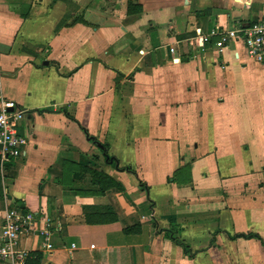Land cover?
<instances>
[{"label":"crops","instance_id":"crops-1","mask_svg":"<svg viewBox=\"0 0 264 264\" xmlns=\"http://www.w3.org/2000/svg\"><path fill=\"white\" fill-rule=\"evenodd\" d=\"M263 18L264 0H0V99L27 140L0 159V234L14 206L55 227L50 249L19 237L21 264H264V62L191 40Z\"/></svg>","mask_w":264,"mask_h":264},{"label":"built area","instance_id":"built-area-1","mask_svg":"<svg viewBox=\"0 0 264 264\" xmlns=\"http://www.w3.org/2000/svg\"><path fill=\"white\" fill-rule=\"evenodd\" d=\"M191 40L197 47H203L212 42L219 52L232 41L241 42L250 58L264 62V18L242 24L237 28L214 26L208 31L191 37ZM13 108V102L0 99V159L4 161L20 156L27 145L26 138L17 131V121L21 118L23 111ZM54 229L48 218H41L36 212L14 206L6 211L2 223L0 259L11 260L12 264L22 263L25 253L17 248L21 235L38 233L42 249H50L52 244L49 238ZM71 246L75 247L74 244Z\"/></svg>","mask_w":264,"mask_h":264},{"label":"trees","instance_id":"trees-1","mask_svg":"<svg viewBox=\"0 0 264 264\" xmlns=\"http://www.w3.org/2000/svg\"><path fill=\"white\" fill-rule=\"evenodd\" d=\"M92 176L94 177V180H97V177L101 176L100 173H97V172H94L92 171ZM111 181H109L108 183L110 184ZM2 190H3V187H2V184H1V177H0V209H3L4 208V204L2 202L3 200V194H2ZM114 216V215H113ZM113 219H116V217H113ZM128 230V229H127ZM191 256V255H190ZM26 264H37V262L33 261L32 259H28Z\"/></svg>","mask_w":264,"mask_h":264}]
</instances>
